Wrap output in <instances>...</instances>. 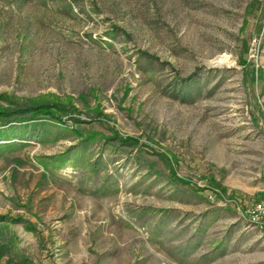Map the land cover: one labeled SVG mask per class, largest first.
Segmentation results:
<instances>
[{
  "label": "rangeland",
  "instance_id": "374dc122",
  "mask_svg": "<svg viewBox=\"0 0 264 264\" xmlns=\"http://www.w3.org/2000/svg\"><path fill=\"white\" fill-rule=\"evenodd\" d=\"M33 100L76 111L0 121V264H264V0H0Z\"/></svg>",
  "mask_w": 264,
  "mask_h": 264
},
{
  "label": "trees",
  "instance_id": "16d2710c",
  "mask_svg": "<svg viewBox=\"0 0 264 264\" xmlns=\"http://www.w3.org/2000/svg\"><path fill=\"white\" fill-rule=\"evenodd\" d=\"M63 103H46L43 101L33 100L23 106H0V121L5 119H23L24 121L36 122L42 118L57 120L61 124L65 123L63 115L60 114L65 110L75 112L74 107L64 106ZM72 119V118H71ZM75 123L84 122L78 118H73ZM72 119V120H73ZM91 137V136H90Z\"/></svg>",
  "mask_w": 264,
  "mask_h": 264
},
{
  "label": "built area",
  "instance_id": "2783aa9c",
  "mask_svg": "<svg viewBox=\"0 0 264 264\" xmlns=\"http://www.w3.org/2000/svg\"><path fill=\"white\" fill-rule=\"evenodd\" d=\"M244 216L248 221L260 229H264V199L254 203L244 212Z\"/></svg>",
  "mask_w": 264,
  "mask_h": 264
},
{
  "label": "bare ground",
  "instance_id": "6f19581e",
  "mask_svg": "<svg viewBox=\"0 0 264 264\" xmlns=\"http://www.w3.org/2000/svg\"><path fill=\"white\" fill-rule=\"evenodd\" d=\"M217 62V61H216Z\"/></svg>",
  "mask_w": 264,
  "mask_h": 264
}]
</instances>
